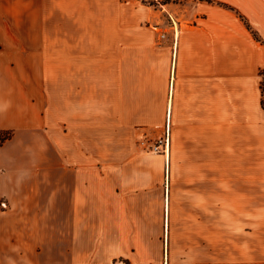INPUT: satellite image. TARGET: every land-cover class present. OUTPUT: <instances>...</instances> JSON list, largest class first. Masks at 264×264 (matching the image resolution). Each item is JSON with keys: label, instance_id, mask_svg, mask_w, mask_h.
Segmentation results:
<instances>
[{"label": "crops", "instance_id": "crops-1", "mask_svg": "<svg viewBox=\"0 0 264 264\" xmlns=\"http://www.w3.org/2000/svg\"><path fill=\"white\" fill-rule=\"evenodd\" d=\"M157 1L0 0V264H168L178 218L194 239L218 211L220 154L264 202V0ZM144 80L164 89L166 178L107 149Z\"/></svg>", "mask_w": 264, "mask_h": 264}, {"label": "rangeland", "instance_id": "rangeland-1", "mask_svg": "<svg viewBox=\"0 0 264 264\" xmlns=\"http://www.w3.org/2000/svg\"><path fill=\"white\" fill-rule=\"evenodd\" d=\"M172 1L177 3L179 0H158L149 3L152 7L161 9V5L170 4ZM174 7L171 6V13L174 12V16L178 17V11L174 10ZM162 13L165 18L171 20L169 11L163 10ZM146 68H152V66L148 65ZM148 85L150 88L146 87ZM140 86L138 91H119L126 99L133 96V99L137 101L135 107L137 112L129 115L126 113L127 106L122 105L118 108L122 109V120L117 123L107 122V149L108 152L116 153L117 161L122 162L124 172L128 171L126 163L137 162L144 165L139 167L147 168V172L153 173L155 178H162V176L166 178L168 170L166 166L164 169L163 163V155L166 154L153 150V146L159 139L165 138L166 134L169 135L172 129V125L168 122L155 120L159 115L158 110L164 89L159 80L151 83L144 80L140 82ZM260 88L261 105L264 108L263 83ZM108 93L110 94L108 98H110L115 91H108ZM136 113L139 117L138 121L129 119ZM95 124L97 125V122ZM93 125L92 121V145L93 141L97 140L93 136ZM114 125L116 129H114ZM114 131L116 137H113ZM8 134V132H3L0 135V143L4 141L5 137L10 136ZM225 162L226 158L220 154L216 215L213 217L210 214L204 216L201 227H199L200 219L198 218L197 223H192L189 230H196L197 234L194 239L189 234H185L184 223L185 221L191 222V219L178 218V221L181 222L177 229L175 226L171 228L170 246H168V250L167 247L165 248L166 252L164 251L168 264H243L244 259L250 264H264V202L259 200V185L253 180H244L242 171L228 170ZM165 181L164 179V183ZM163 186L165 187V184ZM161 191L162 187L156 185L154 194V230L156 232L163 221ZM262 192L264 194V188ZM5 209L6 204L4 208L0 207V210ZM188 225L190 226V224Z\"/></svg>", "mask_w": 264, "mask_h": 264}, {"label": "built area", "instance_id": "built-area-1", "mask_svg": "<svg viewBox=\"0 0 264 264\" xmlns=\"http://www.w3.org/2000/svg\"><path fill=\"white\" fill-rule=\"evenodd\" d=\"M168 143H169V135L166 134L165 138L159 139V141L153 146V150L155 152H164V154L168 153ZM0 207H5V202L0 199Z\"/></svg>", "mask_w": 264, "mask_h": 264}, {"label": "trees", "instance_id": "trees-1", "mask_svg": "<svg viewBox=\"0 0 264 264\" xmlns=\"http://www.w3.org/2000/svg\"><path fill=\"white\" fill-rule=\"evenodd\" d=\"M208 2H212L211 0H208ZM217 5H219V6H224V7H226V8H230V7H228L227 5H224V4H222V3H216ZM246 26H247V28L248 29H250L249 28V26L246 24ZM251 33H252V35H253V37L256 39V40H259L258 39V37L256 36V34L253 32V31H251ZM1 134H3L2 132H0V135ZM9 135V134H8ZM8 138V136L7 137H5L3 140H6Z\"/></svg>", "mask_w": 264, "mask_h": 264}]
</instances>
